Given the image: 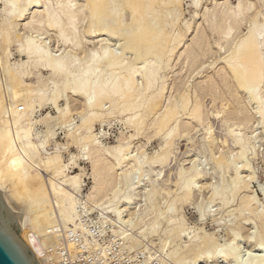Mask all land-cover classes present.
<instances>
[{
    "label": "bare ground",
    "instance_id": "obj_1",
    "mask_svg": "<svg viewBox=\"0 0 264 264\" xmlns=\"http://www.w3.org/2000/svg\"><path fill=\"white\" fill-rule=\"evenodd\" d=\"M18 1L5 0L3 10L6 16L2 19L0 27L1 41L5 44L13 38H19L17 53L25 54L27 57L24 62L21 59L10 62L8 61L9 57L7 54L6 59H4V65L0 62V67L2 66L1 68H3L6 80L12 82L9 84L11 100L5 106L2 100L3 92L1 91L0 80V191L6 204L16 213V219L20 226V236L25 245L33 253L35 261L38 264H55V257L53 258L43 253L44 248H42V244L46 241L47 229L49 227L51 229V226L55 223L61 222L65 227L67 225L77 226L75 211L76 204L79 200L76 201L75 193L81 189V172L75 174L68 173L57 152L37 161L34 159L38 156L42 148V143L39 144L40 142L38 143L34 140V126L36 121L33 119V114L36 111V103L41 104L43 101H48L56 107L58 106L56 105L58 99L63 94L67 97L75 96L82 99L81 103L87 112L81 121L80 127L83 133L79 140H82L83 146H81L83 149H81L84 151L86 159L90 162L92 178L91 191L87 195V198L93 202H106L107 200V202L111 201L110 203H112L113 199L121 192L119 187L122 186L119 183L120 179L118 180L116 177L117 169L122 164L136 166L134 160L130 158L131 156L127 157L130 149L134 147L130 141L133 135H128L129 137L121 135L115 144L105 145L100 142L97 134H89V132H92L90 131L91 123L96 121L104 113L107 114V111L102 112L105 100L112 101L113 108L119 110V112L138 110L141 106V102H139L140 98L155 86L156 78L164 67L166 68L170 65V61L176 55V52H179L177 50L183 46L181 45L183 37L189 32L192 26H186L185 34L172 32L173 27L177 23L178 17L176 14L178 12L179 0H82L83 2L79 5L73 2L76 0H66V3L60 9H52V7L50 8L48 5H45L42 10L37 11L34 8L42 6L40 3L41 0ZM238 1V10L241 16L232 12L230 10L231 8H229L230 6H228L230 4L226 5L227 3L220 10L216 9L205 12L204 16L209 24L208 28L197 30L198 32L194 35L187 49L181 55L178 56L177 54V56H182L187 70L190 73L196 72L197 75L201 72L200 68L204 67L206 58L209 55V57L214 56L212 58L213 60H211L212 64L209 63L208 67H214L215 63L213 64V61L222 63L219 67L221 85L229 89L232 87V91L237 92V94L243 93L249 102L254 101L255 108L253 115L256 117V122L258 121L260 123L264 121V92H261V89L264 87V36H262L264 34V27L262 28L260 24L261 16H263L262 24L264 23V12L259 9L249 12V9L253 6V2L251 3L250 0V2L248 0L245 1L246 3L242 0ZM261 2L260 0L259 2L257 1L260 4ZM125 15L129 17V24H126V21H124ZM7 16H10V18H6ZM85 16H89L90 18L87 34L84 38L76 37L75 34L69 37L72 47L74 49L83 48L86 42L91 41L90 39L105 36L98 40L96 39V43H92L94 45L91 51L89 49L91 54L89 63L82 64L83 59L81 58H83L85 52L81 54L82 57L80 59L74 57L68 63L64 59L65 56L57 57L58 53L56 56L51 55L46 47L47 45L39 41L40 37L46 31L54 27L57 29L56 31H58L59 36H62L60 39L67 42L68 39L64 37L67 36L69 30L66 29H71L72 26H75L76 20H83ZM127 17L125 20L128 19ZM244 20L249 24L247 31L242 34L238 33L233 35L232 32H236ZM17 21L19 23L22 22L19 25L23 27V33L13 30V25L17 26ZM76 22L78 23V21ZM123 22H125V25H129L128 28H126L127 26L125 27ZM167 25H170L172 28L170 31H167ZM123 26L126 28H124L125 31L122 28ZM34 33H36V40L35 36H33ZM212 36L217 37L216 40L212 41L214 48H217L216 52L214 51L215 53H212L213 45L210 43ZM72 38L75 42H73ZM118 38L123 41L122 44L120 43L121 41H118V44L120 43L122 45V50H119L120 52L115 50L113 44ZM221 40H225L227 43L226 49L222 46ZM115 44L118 45L117 42ZM128 48H132L133 50V54L130 56L126 55ZM222 49H224L223 56H220L217 53ZM30 63H41L44 68L50 70L53 76L63 79L61 87L58 88L56 81H53L51 92L49 95H45L38 89L36 83L27 82L26 79L30 75V71L27 70L29 65L27 64ZM137 78L141 80L139 79L140 81H138ZM208 80L211 81L209 78ZM218 83L215 82L206 86L195 87H199L203 94H210L213 103L215 98L220 100L221 108L218 113L224 115L227 113L228 120H232V128L227 132L231 135L237 148L244 150V145L248 142V134L244 135V133L242 134L240 132V134L236 131H240L241 126L243 128L244 122L249 120L252 114H249L248 109L244 106L245 104H242L238 96L232 97L233 99L231 101L228 98L229 96L221 95ZM45 90L48 91V89ZM195 92L197 91L195 90ZM227 93L229 94V92ZM152 94L151 103L148 106L150 110L155 112L154 110H156L160 99L156 95L157 91ZM67 97H65L66 102L63 107H56V110L58 108V114H56V117L52 116L50 121L54 122L60 116L62 118V116L70 112L71 106ZM189 103V86L182 87L178 94H176V97L167 102V104H164V110L162 109L163 111L159 114L157 112L158 116L151 121L150 124L155 128L156 132L164 130L168 124L174 125V128L171 131H169L170 129H166L168 133L166 134L165 132L167 137L163 144L165 148L162 145L163 150L161 153L160 150L162 147L158 151L159 154L156 152L157 156L153 160L154 154L151 156L150 160L152 161L150 162L155 163L164 160L170 149L169 141L172 140L170 139L172 136L176 134H187L193 126L204 121L203 99L196 97L191 105ZM225 106H227L226 109H222ZM111 112L113 113V111ZM227 118L224 120H227ZM139 119L135 111L128 118V122L136 124V122H140ZM50 121L48 120L51 125L52 123ZM158 132L157 134H159ZM68 134L70 135L72 133L68 132ZM43 144H45V141ZM39 165H41V168ZM244 166V172H248V175L245 174L246 176H243V170H241L236 171L237 173L235 172L234 178H232V187L235 190L249 189L250 184L248 181L253 177V174L251 175L249 170L251 168H248L249 165ZM42 171L45 172L44 175L47 177L40 173ZM188 171L189 173L186 172L191 179L190 181H195L202 176L201 172L195 167L190 168ZM126 173L128 177V172ZM183 173L181 172V176L177 175L179 176L178 184L180 193L176 195L178 199L176 202L188 200L191 197L193 187H195L193 185L195 182L192 181L190 183L186 179L188 176ZM249 176L250 178L247 181L246 179ZM124 182L126 181L124 180ZM124 182L122 181V184ZM129 182L127 184L125 183L127 185L125 187L126 189L133 187V184L131 185V182ZM229 193L231 194V192ZM255 199L253 193L242 195L236 209H238L239 215H242L243 212L248 210H252L256 215L258 220V229H256L258 232L255 233V238H257V241L256 239L255 241L257 247H262L263 249L264 210L259 211L257 208L252 207V204H256L257 202ZM173 203L176 204L175 202ZM127 204L129 205L130 202L128 201ZM121 205L114 209V217L118 219L121 212L128 211L131 208L129 205L121 209ZM252 212L251 214H253ZM121 214L123 215V213ZM131 214L128 213L126 215L131 216ZM116 218L114 222L118 221ZM128 218L126 221L130 222ZM154 223L155 225L157 224L156 222ZM170 223H173L172 228L166 232L165 239L160 240L163 247L169 244L173 240V237L175 239V233H178L176 235L184 233L181 226V218L175 217L170 220ZM153 226L152 224L149 228L153 230ZM179 228L180 230L178 231ZM233 230H237L234 233V237H232L234 242H218L211 237L213 235H208L201 231L199 233H204L200 238L201 241L196 242V240H193L194 242L187 248V251L192 255L190 258L183 255L182 251H180V249L182 250L181 247L171 250L170 253L168 252L171 256L167 255L173 257L180 264H264V255L261 257L260 255H254L250 250L246 251L247 258L244 259L238 256L239 245L237 244H239L238 240L242 238V227ZM35 233L41 237V242L37 240L38 237H35ZM192 238L194 239L196 237ZM69 248L75 252L74 245H70Z\"/></svg>",
    "mask_w": 264,
    "mask_h": 264
},
{
    "label": "rangeland",
    "instance_id": "obj_2",
    "mask_svg": "<svg viewBox=\"0 0 264 264\" xmlns=\"http://www.w3.org/2000/svg\"><path fill=\"white\" fill-rule=\"evenodd\" d=\"M242 1L246 3L245 1L247 0ZM250 1L251 3L253 2V8L251 7L249 9L250 11L248 10L249 12L255 9H259L264 12V5L262 6V4H264L263 0H260V2L262 1L261 4L257 3L259 0ZM250 1L248 0V2ZM17 2L19 1L17 0ZM73 2H76L77 5H79L83 1L76 0ZM4 3L5 0H0V27L2 24V19L6 16L3 10ZM40 3L42 6L34 8V10H42L45 5H48L50 8L52 7V9H60L63 4L66 3V0H41ZM238 3V0H179L178 12L176 14L179 19L177 18V23L173 27L172 32L185 34L184 32L186 26L191 25L192 28L183 37V41L181 43L183 46L177 50L179 52H176V55L170 61V65L166 68L164 67L161 70L159 76L156 78L155 86L140 98L139 102H141V108L139 107L138 110H135L138 114V119L141 117L139 119L140 124L138 122H136V124L128 122V118L131 117L135 111L126 110L119 112V110H115L113 108V104L111 103L112 101L105 100L102 112L104 113L107 111V114L104 113L101 117L97 118L96 121L91 123L90 131L92 132H89V134H97L100 142L105 145L115 144L121 135L124 137L133 135L130 141L134 147L130 149L127 157L131 156L130 158L134 160L136 165L133 167L130 166V164H128L129 166L127 164H122V166L117 169L118 172L116 171V177L118 180L120 179L119 183L122 186L119 187L121 192L119 191L120 193L116 198L113 199L112 203H110L111 201L107 202L106 199V202H93L89 201L87 198V195L91 191L92 178L90 173V162L86 159L85 153L82 150L83 142L82 140H79L81 134L83 133V130L80 127L81 121L87 112L81 103L82 99L75 96L67 97L65 94H63V97L61 96L58 99L56 104L58 106L56 107H63L66 102L65 97H67L68 101H70L71 113L68 112L66 115H64L66 118L64 116L61 118L60 116V118L54 121L55 123L50 120L52 116L56 117V114H58V108L56 110V107L48 101H43L41 104L36 103V111L33 114V119L36 121L34 126V140L38 143L40 142L39 144L42 143V148L40 149L41 151L38 156L34 159L37 161L43 157H47L57 152L68 173L75 174L81 172V189H79L80 192L77 191L75 193L76 201L79 200L76 204L75 211V220L77 226L73 227L72 225H67L69 227H65V225H63L61 222L55 223L56 225L54 224L51 226V229L50 227L47 229L48 233L46 235V241H44L45 243L42 244V248H44L43 253H46V255L53 258L55 257V264H180L177 263L173 257H170L171 255L169 253L171 250L181 247L182 250L180 249V251H182L183 255H185L187 258H190L192 255L187 251V248L191 246V244L194 242L193 240H196V242L201 241L200 238L204 233L213 235L211 237L218 242H234L232 237H234V233L237 230L233 229H237L239 227H242V238L238 240L239 244H237L239 245L238 256L244 259L247 258L246 251L249 250L254 255H260V257L264 255V248H258L256 245L257 238H255V233L258 232V220L256 215L252 212V210L245 211L242 213V215H239V211L236 209L240 203V198L242 195L246 193H253L256 198L255 201L257 200V202L256 204L253 203L252 207L257 208L259 211L264 210V121L260 123L258 121L256 122V117L253 115L255 108L254 101H250V103L243 93L237 94V92L232 91V87L230 90L228 87L221 85L222 83L219 74V67L222 63H216L213 61V64L215 63V68L208 67L209 63L212 64L211 60H213L212 58L214 56L209 57V55L206 58L204 67L200 68L201 72L198 75L196 72L190 73V71L187 70L186 65H184L182 56L178 57L187 49L188 45L194 38V35H196L198 32L197 30L201 28H208L209 24L205 19V12L216 9L220 10L222 7L224 8V4H230L228 5L230 6L229 8H231L230 10L241 16L240 11L238 10ZM261 17L260 24L263 28V16ZM6 18L9 19L10 16H7ZM88 18L89 16H85V19L83 18L84 22L81 19L76 20L78 23L75 21V26H72L71 29H66L69 30L68 32L66 31L68 37H64L65 39H68L67 42H64L62 39H60L62 36H59L58 31H56L57 29L54 27L49 30L47 29L48 31H46L40 37L39 41L47 45L46 47L50 52L48 50L47 51L51 55L56 56L58 53L57 57L65 56L64 59L68 63H70L74 57H76V59H80L82 57L81 54H84V52L85 54L83 58H81L83 59L82 64L89 63L88 61L91 55L90 51L94 45L92 43H96V39L98 40L99 38H103L105 36L103 35L98 38L90 39L91 41L86 42L84 47L79 49H74V47L71 45V40H69V37L74 34L76 37L78 36L80 38H84V36H86L89 29L88 21H90V18L89 20ZM127 18L128 19H124V21H126V24H129V17ZM20 23L17 21V26L13 25V30L23 33L24 29L19 25ZM123 23L125 25V22ZM248 25L249 24L245 20L242 21L239 29L236 32L233 31L234 33L232 32V34L236 35L238 33H245L247 31ZM128 26L129 25H125L126 28H128ZM125 27H122L124 31L126 29ZM166 29L167 31H170L172 28L170 25H167ZM35 35L36 33L33 34V36ZM262 36H264V34H262ZM216 39V36H212L210 39V43L213 45L212 53H215L217 50L216 47L214 48V44L212 42ZM118 41H121V44L123 43V41L118 38V40L114 41L113 44L115 50L120 52L122 50V45L120 43L118 44ZM73 42L75 41L73 40ZM116 42L120 46L116 45ZM221 43L226 49L227 43L225 40H221ZM0 45V62L2 64L4 63V59H6L7 54L9 57L8 61L10 62L20 59L23 62L26 60L27 57L25 54L17 53L19 38H13L10 42L5 44L0 39ZM128 49L126 55L130 56L133 54V50L132 48ZM223 52L224 49L219 51L217 54L223 56ZM27 65H29L27 70L30 71V75L27 77L26 81L29 83H36L38 89H40L45 95H49L51 92L53 88V81H56L58 88L61 87L63 79L53 76L50 73V70L44 68L41 63H30ZM1 67L0 80L1 91L3 92L2 100L6 106L11 100V90L9 84L12 82H8V80H6V75L3 71V68ZM208 78L211 79V81L208 80ZM139 79L140 78H137L138 81L141 80ZM206 81L211 83L219 82L218 86L221 90V95L224 94L229 96L228 98L231 101L233 99L232 97L238 96L242 104H245L243 105L246 106L245 108L248 109L249 114H252V117L244 122L243 128L241 126L240 131H236L237 133H244V135L248 134V142L245 143L244 150L237 148V145H235L233 142L231 135L227 132L230 128H232V120H228L227 113H225V115L218 113L219 109L221 108L220 100L215 98L213 103L211 95L208 93L203 94V92L199 89L200 86L211 84L209 82L207 83ZM188 86L190 96L189 105L194 102V98L196 97L203 99L204 121L202 123L196 124V127L193 126L187 134H176L172 136L170 138L172 140L169 141L170 149L167 153L168 155L166 154L163 161L152 163L150 161H152L157 156L156 152L161 149L164 141H166V134L168 133L167 130L170 129L169 131H171L172 128H174V125L168 124L166 126L167 128H163L164 130L160 132L157 131L159 133L157 134L155 128L150 123L155 117L158 116L160 112L164 110V104H167V102L175 98L176 94H178L182 87ZM225 88L226 90H224ZM45 89H48V91ZM263 89L264 87L261 89V92H264ZM195 90L197 92H195ZM156 91V95L160 100L156 110H154L156 112L155 113L150 110L148 105L151 103V96L153 95L152 93ZM158 92L161 94L159 95ZM227 92H229V94ZM200 95L204 96L201 97ZM226 107L227 106L224 108L222 107V109H226ZM111 111H113V113ZM226 118L227 120H224ZM47 119L50 121V123H52L51 125ZM68 132H71L72 134L69 135ZM43 140L45 141V144H43ZM163 146L165 148V145ZM162 150L163 147L160 150V153ZM153 154L156 155L154 156ZM152 155L153 158L150 160ZM135 159L137 160L135 161ZM244 165H249L248 168H251L249 169L251 175L253 174V177L250 178L249 176L248 179H246L248 181L250 178L248 181L250 184L249 189L235 190L232 187V178H234L235 172L243 170L242 175H248V172H244ZM40 166L41 165H39V167ZM192 167L197 168V170L201 172L202 176L195 181L192 180L195 182L193 184L195 187H193L191 197L188 200L176 202L178 201L176 195L180 193L178 178L182 175L181 172H184L185 174H183L188 176V170ZM33 169L35 170L36 168ZM125 171L128 172V177L126 176L127 173ZM40 173H42L43 176H46L44 175L45 172L42 171ZM186 179H188L190 183L192 182L190 181L191 179L189 176ZM124 180L126 182H124ZM122 181L124 182L123 184ZM129 181L131 182V185L133 184V187L131 189H126V184ZM200 184L204 187H202ZM229 192H231V194ZM123 197L126 198L123 199ZM128 201L130 202L129 205L131 207L128 209L129 212L127 210L121 212L123 213V215L121 213L119 214V219L122 218L121 220L114 217V209L118 208L121 204V209L122 207L124 208L125 206H129L127 204ZM127 212L132 213L131 216L126 215L128 214ZM251 212L253 214H251ZM175 217L182 219L181 226L184 233H180V235H176L178 233H175V239L173 237V240L163 247L161 241L165 239V236L167 235L166 232L172 228L173 223H170V220L174 219ZM115 218L118 221L114 222ZM127 218L130 222L126 221ZM154 222L157 224L155 225ZM152 224L154 225L153 230L149 228L152 226ZM194 230H196V232H194ZM201 231L204 233H199ZM34 235L36 238L38 237L37 240L41 242V237L37 233ZM192 237L196 238L193 239ZM70 245L75 246V252L71 251L69 248ZM62 248L69 250L68 254L64 257V254L61 255Z\"/></svg>",
    "mask_w": 264,
    "mask_h": 264
},
{
    "label": "water",
    "instance_id": "obj_3",
    "mask_svg": "<svg viewBox=\"0 0 264 264\" xmlns=\"http://www.w3.org/2000/svg\"><path fill=\"white\" fill-rule=\"evenodd\" d=\"M0 191V264H38L20 236L16 213Z\"/></svg>",
    "mask_w": 264,
    "mask_h": 264
},
{
    "label": "built area",
    "instance_id": "obj_4",
    "mask_svg": "<svg viewBox=\"0 0 264 264\" xmlns=\"http://www.w3.org/2000/svg\"><path fill=\"white\" fill-rule=\"evenodd\" d=\"M68 252H69V250H67V249H65V248H62V253H61V255L64 254V255H63V257H64L65 255L68 254Z\"/></svg>",
    "mask_w": 264,
    "mask_h": 264
}]
</instances>
